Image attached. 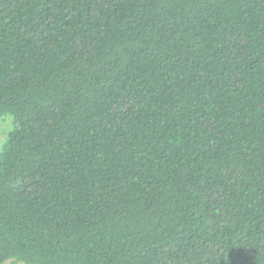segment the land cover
I'll use <instances>...</instances> for the list:
<instances>
[{
	"label": "trees",
	"instance_id": "obj_1",
	"mask_svg": "<svg viewBox=\"0 0 264 264\" xmlns=\"http://www.w3.org/2000/svg\"><path fill=\"white\" fill-rule=\"evenodd\" d=\"M0 264H264V0H0Z\"/></svg>",
	"mask_w": 264,
	"mask_h": 264
},
{
	"label": "rangeland",
	"instance_id": "obj_2",
	"mask_svg": "<svg viewBox=\"0 0 264 264\" xmlns=\"http://www.w3.org/2000/svg\"><path fill=\"white\" fill-rule=\"evenodd\" d=\"M12 117L11 116H0V145L3 139L6 137L8 132L12 129ZM7 264H12L11 261L7 262ZM16 264H24L22 262H17Z\"/></svg>",
	"mask_w": 264,
	"mask_h": 264
}]
</instances>
